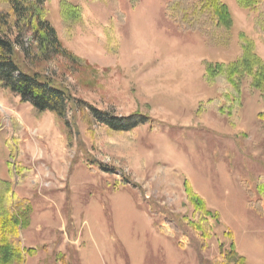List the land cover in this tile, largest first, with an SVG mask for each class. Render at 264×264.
<instances>
[{
  "label": "rangeland",
  "instance_id": "374dc122",
  "mask_svg": "<svg viewBox=\"0 0 264 264\" xmlns=\"http://www.w3.org/2000/svg\"><path fill=\"white\" fill-rule=\"evenodd\" d=\"M68 1L81 20H66L61 0L44 4L63 51L32 61L38 43L26 32L27 61L95 108L151 121L117 132L74 110L68 132L0 86V177L33 206L20 235L36 251L23 264H214L232 244L264 264V94L245 80L229 120L204 77L209 63L237 59L243 34L264 60L255 14L224 0L234 24L214 43L169 19L167 0ZM189 187L217 214L205 248Z\"/></svg>",
  "mask_w": 264,
  "mask_h": 264
},
{
  "label": "trees",
  "instance_id": "16d2710c",
  "mask_svg": "<svg viewBox=\"0 0 264 264\" xmlns=\"http://www.w3.org/2000/svg\"><path fill=\"white\" fill-rule=\"evenodd\" d=\"M61 1L62 16L66 20L82 19L80 6L68 0ZM236 1L240 8L255 14L253 26L264 40V0ZM45 3L46 0H0V86L18 95L23 103L29 102L40 113L53 112L64 121L68 132L72 127L68 116L74 110L87 111L95 122L117 132L132 131L150 122L151 118L144 114L118 117L107 110L95 108L27 61L31 48L24 41L26 32L31 33V38L38 43L39 53L32 57V61L38 59L39 55L44 58L51 52L63 51L55 29L45 17ZM164 13L184 31L200 32L214 43L228 40L234 24L232 11L224 0H167ZM240 42L241 53L236 60L228 64L209 63L204 72L207 83L215 85L219 93L210 103L215 104L218 113L229 120L243 108L242 84L245 80L252 89L264 94V60L256 54L255 42L245 34L241 35ZM18 170L21 176L26 175L27 169L21 165H18ZM259 191L263 196L264 182L259 185ZM188 193L195 207L193 215L196 218L190 224L200 234L202 248H205V241L212 237L214 231L211 219L217 218V214L190 187ZM32 210L30 201L21 199L11 188L10 182L0 177V264H23L26 256L36 251L35 248L26 249L20 235L21 230L30 223ZM214 264L249 262L232 244L229 250L222 247Z\"/></svg>",
  "mask_w": 264,
  "mask_h": 264
},
{
  "label": "crops",
  "instance_id": "0c3cea01",
  "mask_svg": "<svg viewBox=\"0 0 264 264\" xmlns=\"http://www.w3.org/2000/svg\"><path fill=\"white\" fill-rule=\"evenodd\" d=\"M140 6H138L137 8H134V10L128 11V15H127V21H129V19L133 18L134 16V12L135 10H138Z\"/></svg>",
  "mask_w": 264,
  "mask_h": 264
}]
</instances>
